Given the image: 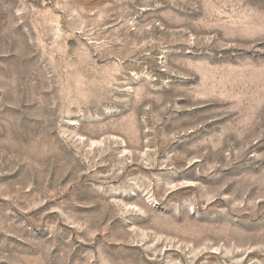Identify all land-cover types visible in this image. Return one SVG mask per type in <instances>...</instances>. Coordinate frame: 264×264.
<instances>
[{
  "label": "rangeland",
  "instance_id": "obj_1",
  "mask_svg": "<svg viewBox=\"0 0 264 264\" xmlns=\"http://www.w3.org/2000/svg\"><path fill=\"white\" fill-rule=\"evenodd\" d=\"M0 264H264V0H0Z\"/></svg>",
  "mask_w": 264,
  "mask_h": 264
}]
</instances>
